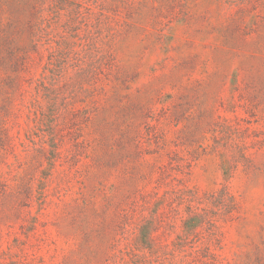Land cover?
<instances>
[{
	"label": "rangeland",
	"instance_id": "rangeland-1",
	"mask_svg": "<svg viewBox=\"0 0 264 264\" xmlns=\"http://www.w3.org/2000/svg\"><path fill=\"white\" fill-rule=\"evenodd\" d=\"M0 264H264V0H0Z\"/></svg>",
	"mask_w": 264,
	"mask_h": 264
}]
</instances>
